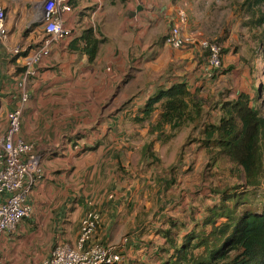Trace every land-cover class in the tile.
Masks as SVG:
<instances>
[{"label": "crops", "instance_id": "1", "mask_svg": "<svg viewBox=\"0 0 264 264\" xmlns=\"http://www.w3.org/2000/svg\"><path fill=\"white\" fill-rule=\"evenodd\" d=\"M176 1H68L71 12L63 18L73 30L72 39L91 28L101 43L89 63L85 55L70 50L72 39L56 42L29 79L20 138L41 156L44 175L28 199L30 218L12 235L0 238L2 264H39L56 245L75 246L88 210L98 215L94 243L120 246L127 264H161L163 243L156 229L160 215L152 222L136 221L137 211H125L133 205L131 187L119 182L116 173L125 169L133 149L126 137H133L132 144L138 137L140 150L158 120L156 109L152 120L140 122L150 97L175 84L186 85L195 95L210 84L197 47L173 49L164 44ZM0 2L8 30L0 47L2 137L7 114L20 107L17 85L24 60L12 51L21 47L28 52L45 35L37 15L27 8L30 1ZM126 235L130 240L123 244Z\"/></svg>", "mask_w": 264, "mask_h": 264}, {"label": "rangeland", "instance_id": "2", "mask_svg": "<svg viewBox=\"0 0 264 264\" xmlns=\"http://www.w3.org/2000/svg\"><path fill=\"white\" fill-rule=\"evenodd\" d=\"M245 1H176L174 18L177 11L182 10L187 19L182 32L198 39L216 42L222 48V56L227 58L225 63L222 62V74L218 78L208 79L211 81L207 88L203 87L197 95H192L203 110L202 125L197 130H194L192 125L177 130L165 126L161 132H149L140 150L138 137L134 138L133 144V137H126L133 149H130L126 156L129 162L125 163V169L116 173L119 182L131 187L130 203L133 205L125 208V211H137L136 221L146 222L152 218L149 221L152 222L160 215L159 221L162 224L157 225V234L160 243H163L162 246L168 250V253L161 254V264L166 259H173V250L165 244L163 233L169 231V238L175 239L179 247L183 237L190 230L198 235L201 229L209 231L203 224L206 209L215 204L219 205L223 192L230 195L235 188H239L241 194H237L246 195L247 204L239 207L237 213H243L244 210L260 213L264 207V177L257 188H247L241 170H232L230 164L222 157L211 160L216 150L210 152L209 147L202 143L204 137L201 135V128L205 124L217 122L220 107L218 101L220 103L235 100L243 93L256 99L251 105L259 110L264 118V24L257 28L248 24L253 8H249L251 5H245ZM27 8L31 14H36L39 10L30 4ZM155 125L156 123L150 127ZM187 141L191 142L184 153L181 149ZM155 144H158L159 148H155ZM145 147L149 154L146 156ZM217 164L221 166L217 167ZM227 205L231 207L230 202ZM144 211H148V215H144ZM174 220L182 226L172 230L171 222ZM224 222L225 219H218L216 224ZM125 237L123 244L130 240L127 235ZM149 241L152 242L153 239ZM202 252L203 249L199 248L193 253L200 255Z\"/></svg>", "mask_w": 264, "mask_h": 264}, {"label": "trees", "instance_id": "3", "mask_svg": "<svg viewBox=\"0 0 264 264\" xmlns=\"http://www.w3.org/2000/svg\"><path fill=\"white\" fill-rule=\"evenodd\" d=\"M245 5L253 8L248 24L255 28L263 25L264 0H246ZM100 43L93 29L88 28L82 31L80 37L72 39L69 48L85 55L89 63H93ZM255 100L243 93L235 100L218 101L217 122L207 123L201 128L204 146L209 147L210 152L216 150L211 160L222 157L232 170H241L247 188H257L264 177V118L259 110L252 107L251 103ZM156 109L160 110V114L149 132H161L165 126L177 130L192 125L197 130L202 125V106L184 84L172 85L150 97L142 110L140 122L150 119ZM188 141L182 146L183 152L190 145L191 141ZM144 154H148L146 147ZM220 166L217 164V167ZM237 193H240L239 188H235L231 196L223 192L220 204L206 209L203 224L209 231L201 229L198 235L190 230L179 247L175 239L169 238L170 232L165 231L163 237L165 244L173 250V259H166L163 264H264V207L260 213L247 210L237 213L239 207L247 204L246 195ZM218 219H225V222L217 225ZM180 226L176 220L171 222L172 230ZM199 248L203 249L202 254L194 255V250ZM167 251L166 247L162 248V253Z\"/></svg>", "mask_w": 264, "mask_h": 264}, {"label": "built area", "instance_id": "4", "mask_svg": "<svg viewBox=\"0 0 264 264\" xmlns=\"http://www.w3.org/2000/svg\"><path fill=\"white\" fill-rule=\"evenodd\" d=\"M28 1L39 9L36 15L43 25L45 38L28 52L21 47L12 51L14 56H23L24 64L17 85L21 95L20 107L7 114V128L0 137V238L15 233L18 226L30 218L32 210L28 199L44 175L41 156L31 144L20 138L22 109L29 100V79L36 76L40 63L49 57L54 43L73 37V30L65 26L63 18L64 14L71 12L69 0ZM186 20L185 12L178 10L164 44L173 49L186 45L197 47L204 61L205 79L218 78L222 74V48L216 42L183 33L181 29ZM7 38L6 14L0 2V47ZM97 222L96 211L88 210L81 220L75 246L58 244L39 264H126L119 252L120 246L106 247L93 242Z\"/></svg>", "mask_w": 264, "mask_h": 264}]
</instances>
